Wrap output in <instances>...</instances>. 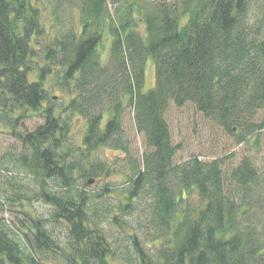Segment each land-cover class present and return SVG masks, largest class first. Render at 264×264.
<instances>
[{
    "label": "trees",
    "instance_id": "1",
    "mask_svg": "<svg viewBox=\"0 0 264 264\" xmlns=\"http://www.w3.org/2000/svg\"><path fill=\"white\" fill-rule=\"evenodd\" d=\"M74 3L77 30L51 37L48 0H0V125L27 149L21 163L36 175L35 196L51 210L44 219L21 203L22 233L0 221V264H126L95 218L108 188L92 196L83 186L108 175L94 158L97 150L126 151L121 118L127 108L146 152L116 208L127 214L138 195H151L147 217L155 231L150 245L141 243L110 216L132 240L129 264H264V222L251 223L257 196L264 201V170L248 157L228 173L223 159L174 165L179 150L164 118L169 103H190L237 145H259L264 0ZM148 59L155 83L145 91ZM47 85L61 91L65 105L55 106ZM27 114L42 116L43 125L17 132ZM63 114L83 118L80 145L70 142ZM48 223L63 228L66 245Z\"/></svg>",
    "mask_w": 264,
    "mask_h": 264
},
{
    "label": "rangeland",
    "instance_id": "2",
    "mask_svg": "<svg viewBox=\"0 0 264 264\" xmlns=\"http://www.w3.org/2000/svg\"><path fill=\"white\" fill-rule=\"evenodd\" d=\"M172 1L180 5L184 0ZM144 4L147 3L144 2ZM110 8L109 11L111 12L113 9L111 5ZM45 14L47 15L46 31L51 37L73 27H76L77 30V25H80L74 0H48V8ZM104 45V50H106L107 45ZM145 65L143 87L147 91L154 88L155 75L152 60L148 59ZM46 90L49 96L53 98L52 102L55 103V106L66 104L67 98H64L60 90L51 89L48 85ZM62 117L69 124L70 142L80 145L86 127L83 118L76 115L70 116V114H63ZM164 118L170 129L172 143L178 146L179 150L173 159L174 165L189 161L194 157L204 162L223 159L221 168L228 173L244 157H248L260 172L264 170V131L260 134L258 146L247 143L237 145L233 137H230L222 127L203 117L190 103L181 107H175L173 103H169ZM121 120L126 151L121 152L109 148L97 150L94 153V158L108 169V175L106 176L105 172H102L99 177L93 178L91 185L83 187L92 196L104 192L105 188H108L105 198L95 206V218L108 235L107 238L116 243L117 254L119 256L124 255L125 263L129 264L134 255L132 240L127 239L122 230L111 225L110 216L117 215L124 224L123 229L127 235L134 233L141 243L147 242L150 245V242L154 241L155 231L149 225L147 217L151 195H138L137 202L132 204V208L127 214L119 213L116 208V205L123 200V194L129 187L126 183L127 178L131 176L134 166L142 164L141 157L146 152L144 138L135 130L132 110L127 108ZM43 123L42 116L27 114L21 125L19 124L17 132H33ZM10 131L7 126L0 125V221L15 233H22L24 230L22 231L20 222L26 219L20 212L21 203H25V205L30 203L38 217L44 219L49 218L51 210L35 196L36 192L40 190L39 181L36 175L21 163V156L26 155L28 151L15 136H12ZM102 168L104 169V167ZM257 197L260 203L255 207V215L251 219V223L258 227L264 222V201L261 197ZM17 198L20 199L17 201ZM25 199L29 201H24ZM47 229L59 236V243L67 244L66 232L63 228L48 223Z\"/></svg>",
    "mask_w": 264,
    "mask_h": 264
},
{
    "label": "water",
    "instance_id": "3",
    "mask_svg": "<svg viewBox=\"0 0 264 264\" xmlns=\"http://www.w3.org/2000/svg\"><path fill=\"white\" fill-rule=\"evenodd\" d=\"M93 183V181H88L87 185H91Z\"/></svg>",
    "mask_w": 264,
    "mask_h": 264
}]
</instances>
